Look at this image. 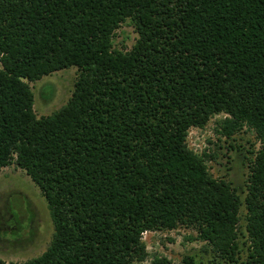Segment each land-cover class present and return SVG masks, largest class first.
I'll return each instance as SVG.
<instances>
[{"label": "trees", "instance_id": "obj_1", "mask_svg": "<svg viewBox=\"0 0 264 264\" xmlns=\"http://www.w3.org/2000/svg\"><path fill=\"white\" fill-rule=\"evenodd\" d=\"M128 19L139 37L116 49ZM0 62V171L25 169L54 223L41 255L0 264H139L144 232L179 225L237 261L242 200L187 141L221 113L222 135L263 144L245 204L246 263L264 264V0H0ZM72 66V96L38 117L29 81Z\"/></svg>", "mask_w": 264, "mask_h": 264}, {"label": "rangeland", "instance_id": "obj_2", "mask_svg": "<svg viewBox=\"0 0 264 264\" xmlns=\"http://www.w3.org/2000/svg\"><path fill=\"white\" fill-rule=\"evenodd\" d=\"M138 37L135 24L128 19L116 30L113 46L129 51ZM79 74V68L72 66L40 80L29 81L38 117L50 115L68 102ZM225 117L224 113L217 114L205 127H192L187 141L199 155L206 153L210 156L206 158L210 173L215 178L229 181L242 200L237 261L215 252L209 242L199 237L197 228L179 225L172 230L144 232L148 257L139 264H150L155 255L166 256L172 264H184L187 256H193L199 264H247L250 241L245 197L253 162L263 144L248 126L231 137L222 135L220 122ZM53 233L54 223L48 202L38 184L15 162L4 167L0 171V259L23 263L36 258L48 248Z\"/></svg>", "mask_w": 264, "mask_h": 264}]
</instances>
